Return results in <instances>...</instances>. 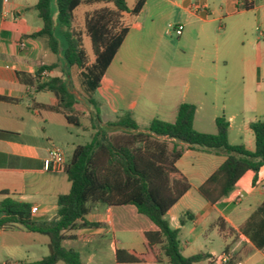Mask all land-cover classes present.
<instances>
[{"label": "crops", "instance_id": "obj_1", "mask_svg": "<svg viewBox=\"0 0 264 264\" xmlns=\"http://www.w3.org/2000/svg\"><path fill=\"white\" fill-rule=\"evenodd\" d=\"M136 1L131 6L126 3L127 8L131 10ZM82 6L88 9L79 28L72 23L77 31L82 30L86 13L104 7ZM27 9L22 3L0 0V130L14 134L11 139H0V203L28 204L30 210L36 209L30 219L42 222L56 219L58 196L70 189L62 172L42 169L47 149L56 145L50 127L56 124L66 129L69 124L62 113L46 108L53 98L51 92H36L19 82L17 74L37 77L43 83L64 77L68 71L61 52L52 53L44 38L30 36L42 28V22L37 17L28 23L23 17ZM51 14L54 35L63 46L54 8ZM123 23L127 34L94 93L102 125L127 112L144 132L153 119L173 123L179 105L189 103L195 107L196 131L215 134V119L224 117L229 144L254 151L249 125L264 120V0H145L138 15L123 14ZM179 25L183 27L180 36L167 33ZM49 66L54 68L40 71ZM73 70L74 77H80ZM109 128L112 131L103 136L117 132ZM69 156L65 154L66 159ZM224 161L222 154L186 149L175 167L186 178L189 190L166 212L165 219L178 231L182 256L207 255L198 264H213L222 255L229 257L222 264H247L255 258L257 264H264V251L239 235L240 226L264 202V167L254 182L252 172L243 174L233 192L215 205L198 192ZM57 175L69 184L67 192H59ZM82 222L97 226L65 232L62 247L78 253L83 264H119L117 250L135 251L149 260L134 264H168L158 247H147L144 235L156 228L133 206L89 203L83 220L77 221ZM37 236L45 238L40 240L48 249L43 235L16 224L0 229V264L31 263L26 252L39 241ZM217 247L222 250L218 252Z\"/></svg>", "mask_w": 264, "mask_h": 264}, {"label": "trees", "instance_id": "obj_2", "mask_svg": "<svg viewBox=\"0 0 264 264\" xmlns=\"http://www.w3.org/2000/svg\"><path fill=\"white\" fill-rule=\"evenodd\" d=\"M144 3L145 0H137L129 10L125 0H55L58 33L64 41L61 46L54 35L51 0H37L34 9L42 28L30 36L44 38L52 53L61 52L68 72L64 77H52L43 83L37 77L18 73L19 82L33 87L36 92H51L53 98L46 108L62 113L69 125L81 126L80 115L84 110L80 111L82 103L78 96L94 109L95 120L100 123L94 93L127 34L123 14L138 15ZM92 4H103L104 7L86 13L82 30H75L72 26L73 12L82 5ZM84 37L89 39L92 61L83 48ZM45 68L50 70L54 67H42L40 71ZM73 69L79 71L81 79L78 96L70 89L69 71ZM194 113L193 105L182 103L173 123L153 119L144 132L138 130L127 112L107 124L117 129L112 135L103 136L98 128L88 143L77 145L66 159L62 173L70 189L58 196L54 220L32 221L28 204L9 200L1 202L0 229L16 224L48 239L45 257L17 264H83L78 253L62 247V241L67 231L97 226L77 223L83 220L89 203L110 207L133 206L156 228L144 235L147 247H158L168 264H198L206 259L205 254L182 256L178 231L171 229L165 219L166 212L189 190L186 178L177 170L175 163L186 149L225 156V161L198 188L200 196L210 205H215L233 192L243 174L252 172L254 182L260 168L264 167V120L249 125L255 148L248 151L242 145L229 144L228 122L224 117L215 119V134H205L193 128ZM13 135L0 130V139H11ZM239 235L255 249L264 251V202L240 226ZM159 260L157 257L156 261ZM115 261L134 264L149 260L135 251L117 250ZM213 264L222 263L218 260Z\"/></svg>", "mask_w": 264, "mask_h": 264}, {"label": "rangeland", "instance_id": "obj_3", "mask_svg": "<svg viewBox=\"0 0 264 264\" xmlns=\"http://www.w3.org/2000/svg\"><path fill=\"white\" fill-rule=\"evenodd\" d=\"M19 2L24 4V6H28V9L26 11L23 12V17L28 21V23H34L35 21H37V16H36V11L34 10V5L36 4L37 0H25V1H21V0H8V2ZM131 2L132 0H126L127 5L131 6ZM26 4V5H25ZM51 8H54V10L56 11V6H55V0H51ZM88 9V7L86 6H81L79 7L75 12H74V22L73 25L76 28H79L82 25V14L83 12ZM40 23V20H38ZM58 25V24H57ZM62 39V38H61ZM63 41V40H62ZM64 44V41H63ZM83 48L85 49V51L88 53V55L90 56L91 61L93 60V56L91 53V48H90V42L89 39H87L86 37L83 38ZM74 71V70H73ZM72 74V78L70 79V81H72L70 84V89L72 91L75 92V94L80 93V89H81V79L80 77H74L73 72L70 70L69 71V75ZM79 99L81 100V105H80V111L84 110V114L80 115V122H81V126L80 128L72 126V125H68L67 128L65 129V127H61V126H57L56 124H52V126L50 127L49 131H53V135H52V139L54 141V143L60 147L63 152L69 156L71 153V150L74 146L76 145H84L87 142H89L88 140L92 137V135L94 134V131H97L98 128H100L101 133H107L112 131L111 128H109L106 124L102 125L101 122L98 123L95 120V115H94V109L91 106H88L87 103L85 102L84 98H81V96H78ZM141 127H144L145 123H139ZM55 131H62V133L55 132ZM65 131H71L72 134L66 133ZM117 131V130H116ZM56 134V135H54ZM57 177H60V180L58 181V185L57 188L59 190V192L64 193L67 192L68 190V183L66 182V180L63 178L62 175H57ZM55 185H53V188L55 189ZM39 237V241H37V243L35 244V246H31V248L28 249V251L26 252L27 257H28V261L30 262H34L39 260L40 258H42L43 256H46L48 254V249L47 247L44 245L43 242H41L40 239H45L42 236H37ZM180 240L182 241V239L180 238ZM222 247H217V251L220 252L222 249ZM188 253L185 252V255H187ZM185 257V256H184ZM257 262V258L253 259L250 263L247 264H255ZM257 264V263H256Z\"/></svg>", "mask_w": 264, "mask_h": 264}, {"label": "built area", "instance_id": "obj_4", "mask_svg": "<svg viewBox=\"0 0 264 264\" xmlns=\"http://www.w3.org/2000/svg\"><path fill=\"white\" fill-rule=\"evenodd\" d=\"M183 27L181 25L176 26V27H170L167 33H174L175 36H180L182 33ZM45 74V73H44ZM43 74V75H44ZM65 163H66V157L65 153L63 150L58 147L57 145L52 144L48 149H47V154L46 157L42 161V169L45 172H63L65 168ZM31 214L36 213V209L32 208L30 210ZM220 260L221 263H226L229 260V257L226 255H222L221 257L216 258Z\"/></svg>", "mask_w": 264, "mask_h": 264}]
</instances>
